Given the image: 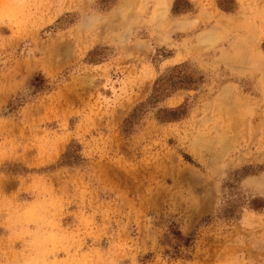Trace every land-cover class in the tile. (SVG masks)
Here are the masks:
<instances>
[{
	"label": "rangeland",
	"instance_id": "1",
	"mask_svg": "<svg viewBox=\"0 0 264 264\" xmlns=\"http://www.w3.org/2000/svg\"><path fill=\"white\" fill-rule=\"evenodd\" d=\"M114 3L0 0V264H264V209L219 215L243 169L264 200V0Z\"/></svg>",
	"mask_w": 264,
	"mask_h": 264
},
{
	"label": "trees",
	"instance_id": "2",
	"mask_svg": "<svg viewBox=\"0 0 264 264\" xmlns=\"http://www.w3.org/2000/svg\"><path fill=\"white\" fill-rule=\"evenodd\" d=\"M102 8L109 10L113 7L116 0H100ZM220 7L226 12L231 10L223 6L220 0ZM206 81L205 74L200 70H192L187 64H182L172 68L166 74L161 75L155 82L150 95L146 102L137 106L132 114L124 121V132H131L140 122V119L149 111L156 109L158 104L164 102L179 90L195 91L200 88ZM191 107L188 102L178 108H160L156 112L158 122L166 124L177 122L184 119ZM64 162L71 163L76 161L74 153L68 151L64 157ZM75 163V162H74ZM250 169L238 171L234 178L226 185L227 194L224 196L220 217L224 219H235L238 213L244 208L251 210H263L264 200L251 198L240 188L239 181L241 178L250 174Z\"/></svg>",
	"mask_w": 264,
	"mask_h": 264
}]
</instances>
